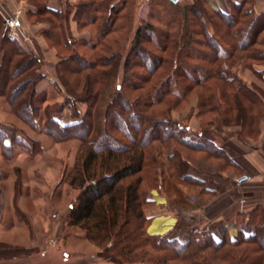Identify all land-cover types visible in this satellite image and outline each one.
Instances as JSON below:
<instances>
[{
  "label": "trees",
  "instance_id": "1",
  "mask_svg": "<svg viewBox=\"0 0 264 264\" xmlns=\"http://www.w3.org/2000/svg\"><path fill=\"white\" fill-rule=\"evenodd\" d=\"M138 1L118 0L119 9L116 0L99 5L79 1L62 11L39 6L28 14L33 21L50 24L43 35L57 51V73L68 93L56 113L68 108L75 119L62 125L46 109V134L57 142L80 141L65 178L79 192L68 225L103 247L102 256L111 264H264L262 205L241 213L255 229L241 231L238 237L217 239L213 229H190L185 222L167 234L147 232L154 218L147 213L154 205L151 192H164L170 181L198 187L212 197L229 189L228 176L245 178L217 139L233 136L225 132L228 127H240L239 140L260 136L264 88L255 81L247 83L228 63L240 56L264 84V71L254 68L264 65V12L256 13L255 0H227L229 14L210 0H166L171 21L161 33L138 16ZM101 8L102 33L91 46V59L76 48L80 43L71 35L69 19L72 16L81 30L92 27ZM195 21L199 30L193 29ZM3 22L0 14V99L19 121L39 133L43 127L36 100L38 85L46 79L44 58L36 47L9 39ZM121 69L125 85L116 83V93L101 115L98 108L107 85ZM79 103L88 106L83 116ZM194 108L202 120L199 129L188 124ZM176 112L182 118H175ZM102 118L103 129L94 135ZM7 139L0 132L1 149L39 143L18 132ZM160 148L169 161L167 170L160 165ZM18 250L0 243V260Z\"/></svg>",
  "mask_w": 264,
  "mask_h": 264
},
{
  "label": "rangeland",
  "instance_id": "2",
  "mask_svg": "<svg viewBox=\"0 0 264 264\" xmlns=\"http://www.w3.org/2000/svg\"><path fill=\"white\" fill-rule=\"evenodd\" d=\"M94 1H97L96 4L99 5L100 0ZM210 1L224 13H230L228 4L221 5L217 0ZM115 3H118L119 9L121 3L118 0ZM137 6L139 7L138 16L145 19L144 23H149L162 30L161 33L168 30L171 21L167 14L171 9L170 2L139 0ZM103 11L104 9L101 8L96 13L97 22L94 26L82 29L91 33V40L86 44L78 41L80 44L76 46L80 53L91 59L94 55L91 46L102 33L100 27L103 21ZM0 14L2 17L3 15L8 16L3 8H0ZM193 27V29L199 30L196 21L193 23ZM18 33L17 40L26 45L20 36V24H18ZM198 37L203 39L201 35ZM201 51L206 53L207 49L203 48ZM246 63V60L236 55L228 65L237 71L238 75L247 83L255 81L264 88V84L246 69ZM205 65L207 64L205 63ZM123 74L121 69L119 77L111 80L107 85L105 95L102 97L104 100L98 108L101 115L104 114L109 99L116 93V83L125 85ZM55 83L56 87L50 86L47 92L39 94L36 100L40 107L39 123L43 127L39 133L32 132L19 121L11 113L6 100L0 99V132L5 133L10 139L15 132L16 134L18 132L29 142L34 139L39 142L28 148L16 144L12 148L4 150L0 146V243L20 248V251H15V254L0 260V264H111L102 256L103 247L88 241L82 230L68 225V214L75 204L79 192L70 188L66 184L65 178L74 166L80 141L73 138L57 142L46 134L45 110L48 109L47 113L54 112L55 117L56 109L65 101L68 94L58 73ZM77 107L81 109L79 112L82 116L88 109L85 103H79ZM66 109L69 110L68 108L64 110ZM69 113L72 117L70 110ZM192 114L188 124L193 129H199L202 120L198 117V109L194 108ZM173 116L177 119L182 118L177 112ZM72 119L74 122L75 119ZM102 121L103 118L95 125L94 135L103 129ZM238 128L240 130V127ZM238 131L225 128V132L233 134V136L226 141L217 139L218 143L224 146L231 140L242 143L254 140L253 137L237 139ZM159 160L161 168L167 170L169 161L162 148L159 150ZM202 165L205 167L204 163ZM233 178H235L234 175L227 177L230 186L226 192L218 193L212 197L203 195L198 187L180 184L174 180L170 181V186L165 187L164 192L152 191L151 197L154 200V205L147 209V213L154 218L148 224L147 232L149 234H153L152 231L159 233V230L155 229V224L159 225L157 220L170 217L174 221L165 220L163 224L166 226L174 223L169 231H172L181 222L188 223L190 229L194 227L201 230L213 229V235L217 239L225 238L227 234L230 237H238L241 231H254L255 227L248 223L247 216L240 215L257 205H252L248 202L249 200L242 203L243 199L240 197L246 196L241 194V190H234V185L239 180L234 182ZM240 209L242 210L239 211ZM151 229L153 230L151 231Z\"/></svg>",
  "mask_w": 264,
  "mask_h": 264
},
{
  "label": "crops",
  "instance_id": "3",
  "mask_svg": "<svg viewBox=\"0 0 264 264\" xmlns=\"http://www.w3.org/2000/svg\"><path fill=\"white\" fill-rule=\"evenodd\" d=\"M79 1L86 2L87 0H0V8H3L5 12L8 13V16L12 15L16 10H22L19 23L20 36L23 38L27 47L32 49L36 47L44 57L43 72L46 75V79L38 85L39 94L47 92L50 87V82H55L57 80L56 64L58 62V57L57 51L48 45L43 35V31L50 28V24L46 21H33L28 14L36 12L39 6H48L52 10L62 11L66 9L68 5H75ZM185 1L187 0H179L178 2L183 3ZM217 1L221 2V0ZM96 2L97 1H95V3ZM254 9L257 14L264 12V0H255ZM69 29L71 35L77 41L86 44L91 40V33L88 30L79 29L72 16L69 19ZM262 36H264V31ZM254 68L264 71V65H256ZM79 110L81 112V109ZM55 119L62 125L73 123L71 114L67 109L63 112L56 113ZM228 129L236 132L239 130L238 127H228ZM249 141L250 142L242 143L237 140H231L226 145L222 146V148L242 168L245 174L243 180H240L235 174H232L235 177L233 178L234 182L239 180L238 183L234 185V190H241V194L246 196L243 198L240 197V199H243L242 203H246V201L249 200L248 202L252 205L264 206V120L260 124V136L258 139ZM241 210L242 209L239 211ZM170 219L171 217L158 219L159 225L155 224V229L159 230L160 233L154 232L152 231L153 229H151L152 233L164 234L169 231L174 223L167 224L166 226L163 224L165 220Z\"/></svg>",
  "mask_w": 264,
  "mask_h": 264
},
{
  "label": "built area",
  "instance_id": "4",
  "mask_svg": "<svg viewBox=\"0 0 264 264\" xmlns=\"http://www.w3.org/2000/svg\"><path fill=\"white\" fill-rule=\"evenodd\" d=\"M214 1V0H213ZM221 5L227 4L225 0H221L219 2ZM21 10H16V12L13 15L6 16L3 15L4 19V28L7 31V37L11 40H15L18 38L19 33H18V24H19V18H20ZM246 234L253 232L251 231H244ZM235 237V236H233Z\"/></svg>",
  "mask_w": 264,
  "mask_h": 264
},
{
  "label": "water",
  "instance_id": "5",
  "mask_svg": "<svg viewBox=\"0 0 264 264\" xmlns=\"http://www.w3.org/2000/svg\"><path fill=\"white\" fill-rule=\"evenodd\" d=\"M170 1H172V2H174V3H177L179 0H170Z\"/></svg>",
  "mask_w": 264,
  "mask_h": 264
}]
</instances>
